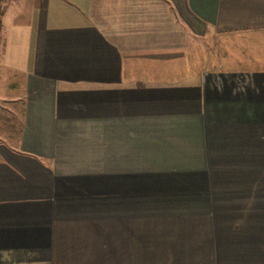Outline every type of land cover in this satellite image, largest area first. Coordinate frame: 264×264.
<instances>
[{"label": "crops", "instance_id": "crops-1", "mask_svg": "<svg viewBox=\"0 0 264 264\" xmlns=\"http://www.w3.org/2000/svg\"><path fill=\"white\" fill-rule=\"evenodd\" d=\"M25 7L0 35V264H264V0ZM191 197L206 220L171 221Z\"/></svg>", "mask_w": 264, "mask_h": 264}, {"label": "rangeland", "instance_id": "rangeland-1", "mask_svg": "<svg viewBox=\"0 0 264 264\" xmlns=\"http://www.w3.org/2000/svg\"><path fill=\"white\" fill-rule=\"evenodd\" d=\"M9 1L10 2L8 4H6L4 2H7V0H0V16L6 15V17L8 18L6 20H3L4 24L1 25V28L3 26L4 27L1 29L0 35L2 34V31L3 32L6 31V25H7V27H14V28H16L17 26L18 27L21 26L20 25L21 22H19V21L24 17L23 11L25 10V8H26L25 5H27V2L29 0H9ZM8 22H10V23H8ZM0 38H2V36H0ZM195 47H196V49H195L196 54L200 55V51H201L200 45L197 44V46H195ZM2 55H3V51L0 50V57L1 58H2ZM198 66H200L199 61H198ZM16 78L17 77H15L14 79H16ZM13 81H15V80H13ZM14 84H17V82H14ZM0 104H2L1 101H0ZM18 115H19V112H18ZM18 115H17V119L19 121L20 117ZM191 198L193 201L192 204L190 205L191 207L182 208L183 205L178 206L177 210H173V212L171 214L172 215L171 221H186V220H188L186 218L180 219V216H177L181 213H183L181 217H187V218L189 217V221H205L206 220L205 218L199 219V217L201 216L200 212L202 210L198 207V205H200V200H198L197 198H193V197H191ZM186 205H189V204H186ZM196 206H197V208H196ZM156 213H158V212H156ZM174 215H176V216H174ZM156 216L159 219L162 218L161 217L162 215H160V214H156ZM173 217L179 218V219H175ZM145 219L148 220L146 217H145ZM213 220H217V219L213 218L212 221ZM161 221H163V219ZM240 222L241 221H239V222L237 221L236 224L239 225Z\"/></svg>", "mask_w": 264, "mask_h": 264}]
</instances>
